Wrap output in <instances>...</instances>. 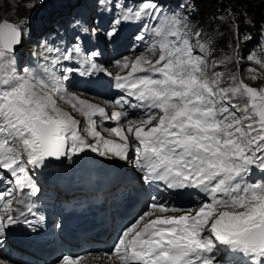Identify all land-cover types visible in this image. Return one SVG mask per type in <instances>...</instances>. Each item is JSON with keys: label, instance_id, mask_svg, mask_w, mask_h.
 <instances>
[{"label": "snow or ice", "instance_id": "6c2138e0", "mask_svg": "<svg viewBox=\"0 0 264 264\" xmlns=\"http://www.w3.org/2000/svg\"><path fill=\"white\" fill-rule=\"evenodd\" d=\"M102 7L117 13L105 30L110 42L123 22L143 23L144 17L157 22L144 24L150 39L143 52L115 62L126 74L114 77V87L123 95L114 101L117 110L110 116L105 108L67 92L63 83L76 71L65 62L81 53L78 41L95 36L98 24L77 19L72 47L46 43L44 62L33 68L18 62L26 23L0 22V249L13 226L26 225L34 232L43 220L35 201L28 199L40 192L31 174L92 152L133 163L145 185L168 196L195 195L189 207L151 196L118 234L112 251L103 254L110 264H264V179H251L256 172L264 175V86H249L227 67L243 58L236 51L241 38L245 46L253 40L248 10L231 13L227 24L235 57L210 60L213 37L202 42V31L189 27V17L165 14L156 0H139L135 8L113 0ZM179 7L194 13L197 0ZM259 31L264 37V29ZM136 39L144 42L145 35ZM260 50L247 58L264 69V43ZM96 55L90 54L82 76L106 72L95 63ZM247 71L258 79L257 69ZM57 100L80 111L87 128L81 129ZM129 109L139 114L133 116ZM104 121L114 126L97 130ZM84 130L95 143L81 135ZM101 131L119 142L105 139ZM84 259L66 255L57 264ZM0 264L10 262L0 258Z\"/></svg>", "mask_w": 264, "mask_h": 264}, {"label": "trees", "instance_id": "16d2710c", "mask_svg": "<svg viewBox=\"0 0 264 264\" xmlns=\"http://www.w3.org/2000/svg\"><path fill=\"white\" fill-rule=\"evenodd\" d=\"M43 1V0H42ZM197 3L199 4V14L200 18L198 29L202 31L203 36L202 40L207 41L208 38L211 36L212 39V55L210 56L212 59H220L225 57L224 54L226 53L227 48L230 44L235 45V41L233 40L231 36V32L227 27L228 19L232 16L231 13L240 14L244 10H248L249 15L252 19V24L248 26V32L253 37V40L245 46L243 39L241 38L240 46L236 49V51L239 52V55L241 57H246V48H251L255 53L256 47H258V41H261L263 37L260 35V29H264V4H260L259 0H197ZM41 6V0L37 2V8L40 9ZM229 8L231 11H225V9ZM31 12L36 11L35 8H30ZM223 11L226 16L225 22H220L217 18L216 14L218 11ZM198 15V11L196 12ZM264 55V54H262ZM235 57V53H234ZM242 58V59H243ZM242 59L236 60L238 62H241ZM250 63L247 65V68H249ZM253 66L257 71H260L258 65H256L253 62ZM227 67L233 71V72H242L243 66L230 67L228 64ZM223 71L224 66L221 65L220 69ZM264 70V69H262ZM248 72H245L247 74ZM262 77V80H264V72L259 73ZM246 84L252 87L259 88L264 85H259L258 83H261L262 81L260 78L257 80H252L250 77L244 80ZM258 82V83H257Z\"/></svg>", "mask_w": 264, "mask_h": 264}, {"label": "rangeland", "instance_id": "374dc122", "mask_svg": "<svg viewBox=\"0 0 264 264\" xmlns=\"http://www.w3.org/2000/svg\"><path fill=\"white\" fill-rule=\"evenodd\" d=\"M39 0H0V19H5L11 23H21V22H25L27 24V22H32V20L30 19L32 17V12L30 10V8L28 7V5L30 3H36L38 2ZM48 0H43L41 2V6H43ZM55 1V0H53ZM185 0H181L180 4L184 3ZM199 4L197 3V7L195 9V11L197 12L198 11V15L196 14V12L192 13V10H189V9H186V11H188V14L191 13V15H193L191 17L190 15V22H189V26L193 27V28H199L198 25H199V18H200V14H199ZM35 9H37V6L35 7ZM225 9V8H224ZM218 11V10H217ZM225 11H231L229 8L225 9ZM179 16H185L186 15V12L185 11H180L179 14H177ZM217 18L219 19L220 22H225L226 21V16L224 14V10L223 11H218V13L216 14ZM233 19V17L231 16L229 19H228V22H230L231 20ZM227 22V24H228ZM33 27H31L30 25H27V33L25 36H24V39H23V42L27 41L28 39L32 38L33 37ZM41 35V34H40ZM39 35V36H40ZM261 35V34H260ZM203 42V40H202ZM261 43H264V37L261 41H258V47H256V52L255 53H260V44ZM65 45V43H62V42H59L57 44V47H61ZM66 47H72V46H66ZM246 57H244L241 62H238L235 60V58L232 60V63H230L231 67L234 65L235 67H238V66H243V71L244 73L241 75V79L245 80L247 79L248 77H251V75H253V73H249L247 71V65L250 63V66L251 68H255L253 66V62H250L247 58L248 54H252L254 51L251 49V48H246ZM39 54L40 55H45L46 53H43V51L39 50ZM42 56H38V57H42ZM224 56H233L234 57V51H233V47H228L227 50H226V53L224 54ZM23 66H26V63L25 62H22L21 63ZM245 72H248L247 74H245ZM264 70H260V71H257V74H258V78H260V80L262 81L261 83H258L259 85H264V80H262V77L260 76L259 73H263ZM69 84H70V89H69V92H71L72 88L74 85H75V82H76V79L75 78H72L70 81H68ZM57 106L59 108H61L63 111L65 112H68L71 116H77L79 114V111L77 110H73L72 107L65 103L64 101H60V100H57Z\"/></svg>", "mask_w": 264, "mask_h": 264}, {"label": "bare ground", "instance_id": "6f19581e", "mask_svg": "<svg viewBox=\"0 0 264 264\" xmlns=\"http://www.w3.org/2000/svg\"><path fill=\"white\" fill-rule=\"evenodd\" d=\"M106 99L109 100V96L106 95ZM69 174H72V172H68ZM52 190V189H51Z\"/></svg>", "mask_w": 264, "mask_h": 264}, {"label": "water", "instance_id": "95a60500", "mask_svg": "<svg viewBox=\"0 0 264 264\" xmlns=\"http://www.w3.org/2000/svg\"><path fill=\"white\" fill-rule=\"evenodd\" d=\"M3 21H5V20H0V22H3Z\"/></svg>", "mask_w": 264, "mask_h": 264}]
</instances>
